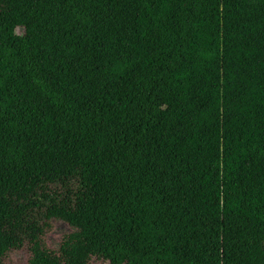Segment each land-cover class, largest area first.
I'll list each match as a JSON object with an SVG mask.
<instances>
[{"label": "trees", "instance_id": "16d2710c", "mask_svg": "<svg viewBox=\"0 0 264 264\" xmlns=\"http://www.w3.org/2000/svg\"><path fill=\"white\" fill-rule=\"evenodd\" d=\"M0 264H264V0H0Z\"/></svg>", "mask_w": 264, "mask_h": 264}, {"label": "rangeland", "instance_id": "374dc122", "mask_svg": "<svg viewBox=\"0 0 264 264\" xmlns=\"http://www.w3.org/2000/svg\"><path fill=\"white\" fill-rule=\"evenodd\" d=\"M71 228L64 222L60 220L52 221V230L46 236V243L48 247L52 250H56L58 248L61 237L69 233Z\"/></svg>", "mask_w": 264, "mask_h": 264}]
</instances>
